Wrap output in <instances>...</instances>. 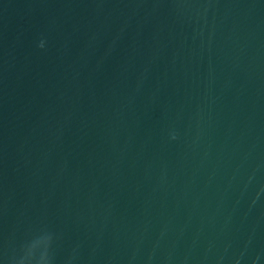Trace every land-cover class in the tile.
<instances>
[{"label": "water", "instance_id": "obj_1", "mask_svg": "<svg viewBox=\"0 0 264 264\" xmlns=\"http://www.w3.org/2000/svg\"><path fill=\"white\" fill-rule=\"evenodd\" d=\"M0 264H264V0H0Z\"/></svg>", "mask_w": 264, "mask_h": 264}]
</instances>
